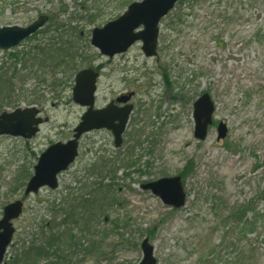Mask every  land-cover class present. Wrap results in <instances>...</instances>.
I'll list each match as a JSON object with an SVG mask.
<instances>
[{
  "label": "rangeland",
  "instance_id": "rangeland-1",
  "mask_svg": "<svg viewBox=\"0 0 264 264\" xmlns=\"http://www.w3.org/2000/svg\"><path fill=\"white\" fill-rule=\"evenodd\" d=\"M134 1L141 0H0V26H24L40 14L50 19L19 46L0 49V90L10 81L0 92V113L37 106L45 118L31 139L0 136V219L5 205L24 202L6 261L18 242L40 236L53 207L92 198L101 182L109 194L95 223L110 231L108 249L117 245L111 264H138L147 237L157 264H264V0H179L161 21L157 57H146L141 42L113 58L103 55L90 43L92 30ZM51 19H75V52L84 60L77 56L69 66L100 69L96 106L134 92L135 107L120 147L107 129L86 133L59 187L25 195L40 154L70 139L85 112L72 99L77 72H70L67 59L55 72L34 60L32 48L47 39L41 31ZM203 92L215 101L216 123L200 140L193 104ZM221 121L228 127L223 139ZM176 175L186 192L180 208L143 189ZM240 209L245 213L236 217ZM74 227L67 226L68 234ZM82 253L78 264L95 263Z\"/></svg>",
  "mask_w": 264,
  "mask_h": 264
},
{
  "label": "water",
  "instance_id": "water-1",
  "mask_svg": "<svg viewBox=\"0 0 264 264\" xmlns=\"http://www.w3.org/2000/svg\"><path fill=\"white\" fill-rule=\"evenodd\" d=\"M178 0H141L128 5L119 17L108 21L101 27L92 30L91 45L108 57L124 53L138 41L142 42V50L146 57L158 54V42L161 20L174 9ZM49 21L48 15H42L27 26L5 25L0 27V49H11L24 39L43 28ZM100 73L94 68L81 69L75 75L72 99L86 108L74 134L69 140L56 142L48 146L39 156L34 166V173L25 187V195L37 194L42 188L59 187V175L66 171L79 155L81 137L92 130H111L116 146L123 142L133 104L123 107L111 101L103 108H96V92ZM133 93L123 94L117 98L119 103H127ZM215 103L209 93H204L194 105L195 137L205 139L208 128L213 124ZM44 122L41 109L37 106L16 108L0 114V136L11 135L31 139L40 131ZM219 138L226 136L227 125L221 122L218 126ZM143 189H151L162 200L175 207L186 202V193L181 177H165L143 185ZM24 202L17 199L4 206L0 219V264L5 263L9 246L13 242L16 227L14 221L23 213ZM143 257L138 264H157L154 247L149 239L142 243Z\"/></svg>",
  "mask_w": 264,
  "mask_h": 264
},
{
  "label": "trees",
  "instance_id": "trees-1",
  "mask_svg": "<svg viewBox=\"0 0 264 264\" xmlns=\"http://www.w3.org/2000/svg\"><path fill=\"white\" fill-rule=\"evenodd\" d=\"M51 20L53 24L41 31L47 39L43 42L40 41L38 45L32 48V50H35L34 60L38 62L36 65L40 69L53 67L52 70L55 72L57 68L64 67V60L67 59L68 69H70V72L75 73L77 67L73 65L74 59L79 56L75 52V47L80 39L79 30L77 27H73L75 26L73 24L75 19L70 21ZM92 20L90 19V21ZM79 57L84 60L83 55ZM71 60H73V64L69 66ZM164 76L167 80V74L164 73ZM4 81L6 89L9 87L10 81ZM4 86L0 92H2ZM107 164L108 162L103 165L104 169ZM187 168H190V164L187 165ZM111 170H114V168ZM25 180L22 181V186L25 184ZM94 185L96 186L94 187L95 194L92 198L76 201L66 209L64 207L58 209V206L53 207L51 219L44 220L39 226L40 236L37 237L39 232L34 233L32 238L18 242L17 247L12 251L10 260L5 261V264H78L80 260H83L79 259L81 250L83 251L82 255H91L92 260L95 261L94 264H111L109 254L116 252L117 245L115 244L108 249L107 239L110 236V231L100 230L95 223V221L99 222L95 219H98L100 214L103 213L109 189L101 182ZM244 213L245 211L240 209L235 216L242 217ZM61 214H63V219L58 221ZM67 226H75L76 234H73L74 228L68 234ZM78 232L81 234L80 237L77 236ZM87 233L92 234L91 240L87 238ZM98 236H100L99 239ZM87 239L90 243L86 245Z\"/></svg>",
  "mask_w": 264,
  "mask_h": 264
},
{
  "label": "flooded vegetation",
  "instance_id": "flooded-vegetation-1",
  "mask_svg": "<svg viewBox=\"0 0 264 264\" xmlns=\"http://www.w3.org/2000/svg\"><path fill=\"white\" fill-rule=\"evenodd\" d=\"M41 16V14L36 18V19H38L39 17ZM97 68V67H96ZM99 71H100V69L99 68H97ZM100 73H101V71H100ZM128 93H133V95H132V97H131V100L134 98V92H126V94H128ZM205 92H203V93H201L200 94V96H199V98L204 94ZM123 94H125V93H120L119 95H117L116 97H114V98H111V100L109 101V103L111 102V101H115V103L117 104V106H119V107H123L124 105H126L125 103H119V102H117V98L119 97V96H121V95H123ZM198 98V99H199ZM131 100H130V102L129 103H131V104H133L132 102H131ZM196 102V101H195ZM195 102H194V104H193V114H194V105H195ZM108 104V103H107ZM106 104V105H107ZM105 105V106H106ZM133 106L135 107V105L133 104ZM103 107V106H102ZM133 111H134V108H133ZM132 111V112H133ZM132 112H131V114H132ZM131 114H130V117H131ZM129 120H130V118H129ZM129 120H128V123H129ZM128 123H127V126H128ZM215 124V123H214ZM126 129H127V127H126ZM126 129H125V131H126ZM110 131V130H109ZM111 132V131H110ZM123 141H124V138H123Z\"/></svg>",
  "mask_w": 264,
  "mask_h": 264
}]
</instances>
